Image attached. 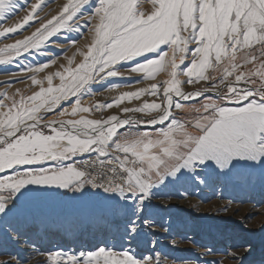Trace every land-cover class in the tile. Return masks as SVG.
I'll use <instances>...</instances> for the list:
<instances>
[{"label": "snow or ice", "instance_id": "snow-or-ice-1", "mask_svg": "<svg viewBox=\"0 0 264 264\" xmlns=\"http://www.w3.org/2000/svg\"><path fill=\"white\" fill-rule=\"evenodd\" d=\"M89 2L66 0L43 18L46 0H0V20L17 8L25 12L0 27V38L40 21L29 35L0 46V65L45 54L53 37L79 31V20L90 25V40L65 57L66 66L48 72L57 64L51 59L27 67L38 90L0 92V264H27L20 246H35L37 227L29 209L51 201L117 244L55 251L47 264H164L159 254L134 251L158 243L149 236L163 227L156 218L163 206L154 203L162 190L205 183L212 173L264 182V0H150V11L141 0H98L85 19ZM133 74L153 82L112 102H82L93 94L90 85ZM125 101L142 102L121 107ZM114 107L118 113L95 118ZM244 247L231 253L233 261L264 264V250L257 256L252 245Z\"/></svg>", "mask_w": 264, "mask_h": 264}, {"label": "rangeland", "instance_id": "rangeland-1", "mask_svg": "<svg viewBox=\"0 0 264 264\" xmlns=\"http://www.w3.org/2000/svg\"><path fill=\"white\" fill-rule=\"evenodd\" d=\"M63 1L66 2V0H46L47 3L42 6L44 8L42 12L52 4L58 3L55 8L56 14L64 4ZM29 2H32V0H29ZM17 3L24 5L25 0H17ZM141 3H143L142 7L145 10H151L150 0H141ZM95 6H98V0H90L89 4L83 9L84 18L91 14ZM42 12L39 13L40 16ZM23 15H25V12L22 9H14L13 13L6 14L5 19L0 20V27L15 24ZM17 17L19 19L13 21ZM39 23L40 21H32L23 30L0 38V46L29 35L34 30V26H38ZM76 23L79 31H63L57 37H53L41 50L45 54L33 52L30 56L25 54V56L14 59L10 64L0 65V92L7 90L12 95L19 89L24 95H30L38 89L35 86L30 87L31 82L27 79V76L31 74L26 73L27 67L49 63L51 59H56L57 64L47 69L48 72L58 69L60 65L66 66L67 60L65 57H71L77 48L82 47L90 40V35L86 36L89 34L88 28L90 25H86L84 20H79ZM73 41L79 43L74 47ZM80 59L77 56V62ZM138 59L143 61V58ZM187 64L188 61H185V65ZM185 65H181V68L183 69ZM162 74L166 75L165 73ZM39 75L43 77L44 73ZM54 83L58 84L59 80L56 79ZM146 83H152V81H142L133 75L109 78L100 84L90 85L93 94H84L82 102L84 104L112 102V100L105 102L100 100L101 98L92 100L89 103L85 100L88 97L94 98V94L101 89L102 91L117 89L120 90L119 94H121L130 91L129 87L136 85L146 87ZM114 85L117 87H113ZM45 86L47 85L45 84ZM141 87L139 86V88ZM186 90H192V87L186 86ZM143 99L151 100V97L146 96ZM72 100L74 101L75 97ZM141 102L132 101L129 103L125 101L121 107H131ZM5 103H8V101H5ZM68 106L69 102H64L61 105V107ZM118 112L119 110L114 107L102 113H96L95 118ZM146 130L152 131L151 128ZM0 175L4 174L0 173ZM222 201L231 202L230 206L223 209L220 204ZM154 203L163 206L157 209L156 215L157 220L161 222L163 227H158L155 234L149 236V241L158 242L155 249L150 244L134 249L138 255L141 253L153 256L159 254L164 264H210L211 261H219L221 264H237L231 257L232 252L239 251L243 253L244 246L249 244L255 248L257 256L264 250V182L259 178H240L236 174L225 177L212 173L205 183L185 181L170 185L167 189L162 190L160 198L155 200ZM231 205L235 207H231ZM230 207L232 211L229 210ZM245 208L249 211L244 212ZM29 212L37 220V227L31 231L32 239L35 241L34 247H37L39 242H43L42 240H44L45 243L43 242V244L46 246L43 248L42 253L37 251L42 256L39 259L26 258L24 250H22L20 254L25 257L27 264H47L48 255L55 251L78 254L80 251L104 246L105 240L110 245L117 244V238L114 235L106 233L96 226L82 228L77 223L76 214L56 201L33 206L29 209ZM164 234L171 235L176 240L178 239L177 245L171 248L161 246L159 243ZM209 248L213 249L211 254L199 253L201 249L208 250ZM4 258L0 256V259Z\"/></svg>", "mask_w": 264, "mask_h": 264}, {"label": "bare ground", "instance_id": "bare-ground-1", "mask_svg": "<svg viewBox=\"0 0 264 264\" xmlns=\"http://www.w3.org/2000/svg\"><path fill=\"white\" fill-rule=\"evenodd\" d=\"M64 2V1H63ZM47 3V2H46ZM65 3V2H64ZM58 4V3H57ZM57 4H52L51 6H49L47 9H45V11L44 12H42L41 13V17H43V18H50V16L51 15H54L55 14V8H56V6H57ZM143 4V3H142ZM20 17V16H19ZM19 17H17V18H15V19H13V21H16V19H19ZM86 19V18H85ZM83 20V19H82ZM13 21H11V22H13ZM10 22V23H11ZM39 26V25H38ZM89 34H87L86 36H88ZM67 46V45H66ZM133 76H135L136 78H139L140 80H142L141 79V76L140 75H138V74H133ZM166 78V75H164V74H161L159 77H158V80H162V79H165ZM153 82V81H152ZM148 84H150V83H146V85L145 86H147ZM139 86H142V87H144L143 85H136V86H133V87H129V90L130 91H134V90H136V89H138L139 88ZM119 92H120V90H117V89H115L114 91H111V90H109V91H102V89L99 91H97L95 94H94V98H92V97H88V99L86 98V100L85 101H87L88 103L90 102V101H92V100H97V99H99V98H101L100 100H104L105 102H107V101H110V100H113V98H115V97H117L118 95H120L119 94ZM111 94H113V95H111ZM153 98H155V97H151V99H153ZM108 99V100H107ZM186 197H188V196H186ZM192 202V201H191ZM231 202H228V201H222L220 204H221V206L223 207V209H226L227 207H229ZM231 207H235V206H233V205H231ZM231 207H230V209L229 210H231ZM198 209V208H197ZM254 209V208H253ZM200 210V209H199ZM248 209L247 208H245V210H244V212L245 211H247ZM232 211V210H231ZM249 211V210H248ZM247 213V212H246ZM245 213V214H246ZM247 215V214H246ZM185 230V229H184ZM159 231V230H158ZM157 231V232H158ZM167 234V233H166ZM166 234H164V237L163 238H161V240H160V245L161 246H166V247H168V248H171V247H174V246H176L177 244V240L176 239H174L175 237H171V235H166ZM174 236V235H173ZM193 238H194V236H193ZM43 242H44V240H42ZM173 241L175 242V243H173ZM43 242H39L38 243V246L37 247H32V246H24V245H22V250H24V254H25V257L26 258H36V259H39L40 258V254H38L37 253V251L38 252H40V253H42L43 252V248H45V244H43ZM45 243V242H44ZM194 244V243H193ZM155 249V248H154ZM152 252V251H151ZM199 253H201V254H208V250H205V249H201L200 250V252ZM155 255V254H154ZM211 256V255H210ZM42 257V256H41ZM206 257V256H205ZM204 258V257H203ZM202 258V259H203ZM206 259H207V257H206ZM205 259V260H206ZM213 259V258H212ZM191 260V259H190ZM211 260V259H210ZM43 262V261H42ZM233 262V261H232ZM188 263V262H187ZM189 264V263H188Z\"/></svg>", "mask_w": 264, "mask_h": 264}, {"label": "crops", "instance_id": "crops-1", "mask_svg": "<svg viewBox=\"0 0 264 264\" xmlns=\"http://www.w3.org/2000/svg\"><path fill=\"white\" fill-rule=\"evenodd\" d=\"M97 118H99V117H97ZM141 126H143V127L146 128V129L151 128L152 131H155V130H156L155 128H153V127H151V126H147V125H141ZM57 191L62 192V191H64V190H63V189H59V190H57Z\"/></svg>", "mask_w": 264, "mask_h": 264}, {"label": "built area", "instance_id": "built-area-1", "mask_svg": "<svg viewBox=\"0 0 264 264\" xmlns=\"http://www.w3.org/2000/svg\"><path fill=\"white\" fill-rule=\"evenodd\" d=\"M142 130H146V128H144L143 126H140ZM122 132H126V129H122Z\"/></svg>", "mask_w": 264, "mask_h": 264}]
</instances>
